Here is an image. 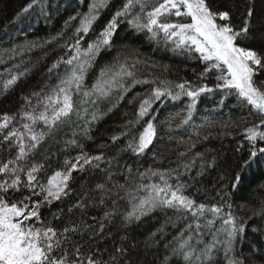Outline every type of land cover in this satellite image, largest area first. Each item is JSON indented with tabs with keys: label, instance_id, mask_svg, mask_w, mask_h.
I'll return each instance as SVG.
<instances>
[{
	"label": "snow or ice",
	"instance_id": "6c2138e0",
	"mask_svg": "<svg viewBox=\"0 0 264 264\" xmlns=\"http://www.w3.org/2000/svg\"><path fill=\"white\" fill-rule=\"evenodd\" d=\"M80 2L83 3V0ZM107 3L108 0H92L86 13L77 12L65 21L67 27L70 21L80 18L73 42L63 45L65 55L49 68L51 73L63 65L64 72L48 91L32 93L37 99L36 105H32L30 97H25L28 107L20 113L21 127L12 126L15 116H0V143L6 142L14 150L12 158L0 161V175L7 177L0 180V264H117L116 255L106 262L95 254L83 256L79 247H74L70 253L65 245L70 243V234L81 231L80 226L70 224L62 230L56 229L42 220L40 211L69 195L74 173L99 168V162L105 158L103 153L91 155L85 152L76 138L78 133L73 131V138L64 142V150L76 147L80 149L79 154L72 159L65 158L62 169L54 171L43 183L40 173L44 172L45 165L35 162L33 157L46 138H54L63 125L75 124L80 135L91 139L92 125L106 114L101 106L109 103L107 111L111 112L137 85L150 87L136 93L128 101L136 105L135 111L125 121L124 131L111 137L113 143L121 136L128 138L122 150L139 156L153 146L159 136L155 113L157 106L165 100L178 101L182 97L189 100L186 111L176 112L166 121L171 130L177 120L176 127L190 123L202 94L221 90L225 97L234 95L238 107L248 108L249 117L253 120L243 128V137L250 147L249 158L242 161L240 168L250 167L253 158L258 154L264 155V53L253 50L247 44L253 17L251 8L247 10L242 26L237 27L232 23L231 10L219 7L215 0H124L96 39L87 42L85 47L82 41L99 18V10ZM34 6L39 7L43 14L45 0H31L23 12L27 13ZM121 19L135 30L149 34L150 39L170 46L172 51L187 53L199 60L204 67L198 73V82H175L154 74H150L151 78L143 77L140 65H146V61L118 55L111 64L100 69L91 86L86 85V76L96 58L102 50L112 47L113 36ZM60 35L62 33H57V36ZM51 39L55 40L56 37ZM37 46L35 42L27 40L23 44H13L0 51V64L5 63V56L8 60L17 56L22 58L25 52ZM24 63L21 59L0 73V77L7 76L0 80L4 91L30 71L27 67L21 70ZM151 66L156 67L155 64ZM163 70L167 71V66H163ZM209 78L214 79V87L203 82ZM223 104L224 99H221L219 105ZM124 115L129 114L125 112ZM242 121L247 123L244 118ZM205 123L211 126L212 121L205 118ZM37 127L41 130L37 131ZM224 127L239 125L235 122L225 123ZM194 134L200 135L198 130ZM207 138L204 136V139ZM194 147L195 143H192L191 148ZM186 155V152L179 153L181 157ZM197 157L201 160L198 174H203L205 167L217 165L215 158L206 161L203 154L196 153L191 161L183 164L185 172L196 165ZM183 174L175 168H149L140 173L141 179L158 177L159 182L140 183L134 189L127 190L130 211H127L124 219L129 222L139 220L158 208L172 209L184 219L190 215L192 223L176 238L173 256L179 257L183 264H215V252H219L223 246L225 256H229L238 235L245 231L244 225L237 224L230 212L227 217L222 216V208L218 204L197 203L186 195L184 190L187 185L180 179ZM230 179L231 187L236 188L241 175L237 172ZM97 188L104 190L105 185L98 184ZM21 189H27L29 194L19 200L10 201L7 198L9 191L18 192ZM79 206L84 205L81 203ZM109 215L111 213H105L106 217ZM217 220L222 221L220 228H215ZM100 227L102 231L103 224ZM205 235H210L211 240L206 241ZM125 251L123 248L117 249L121 256ZM229 264L241 262L229 259Z\"/></svg>",
	"mask_w": 264,
	"mask_h": 264
},
{
	"label": "trees",
	"instance_id": "16d2710c",
	"mask_svg": "<svg viewBox=\"0 0 264 264\" xmlns=\"http://www.w3.org/2000/svg\"><path fill=\"white\" fill-rule=\"evenodd\" d=\"M30 2L31 0H0V51L12 47L13 44H23L25 40L38 45L30 52H25L22 58L17 56L8 60L5 56V63L0 64V73L19 63L21 59L25 61L21 70L24 67L30 69L7 91L3 90L0 83V116H15L12 126L16 128L21 127L20 113L28 107L25 97H30L32 105H36L37 99L32 93L48 91L63 74V65L51 73L49 68L65 55L66 49L63 45L73 42L80 18L70 21L67 27L65 21L77 12L86 13L92 0H83V3L80 0H45L43 14L37 6L27 13L23 12ZM215 2L219 7L231 10L232 23L237 27L242 26L247 10L252 9L253 17L247 44L253 50L264 53V0ZM123 3L124 0H108L107 6L99 10V18L82 41L85 47L87 42L96 39ZM57 33L62 35L57 36ZM52 37L56 39L52 40ZM118 55L122 58L127 56L130 59L146 61V65H140L143 77L151 78L150 74H154L175 82H198V73L204 67L193 56L172 51L170 46H165L162 41L158 43L150 39L149 34L135 30L126 20L121 19L113 36L112 47L102 50L96 58L86 76V85L91 86L100 69L111 64ZM153 64L156 67H152ZM163 66H167V71L163 70ZM6 78L5 75L0 77V80ZM203 82L208 83L210 87L215 84L212 78ZM149 87L135 86L111 112L107 111L110 104H103L101 107L106 114L92 125L91 139L80 135L76 125L71 124L61 126L54 138H46L40 145L33 159L45 165L44 172L40 173L42 183L46 182L47 177L54 171L62 169L65 158L72 159L79 154L80 149L76 147L64 150V142L73 138V131L78 133L76 138L83 145L85 152L91 155L103 153L105 157L99 162V168L74 173L75 179L69 195L41 208L42 220L59 230L70 224L80 226L81 231L70 234V243L65 245L70 253L74 247H79L83 256L95 254L106 262L116 255L117 264H183L179 257L173 256L172 249L176 246V238L181 231L192 223L190 215L188 219H184L172 209L158 208L141 216L139 220L129 222L124 219L127 211H130L127 190L134 189L140 183L159 182L158 177L141 179L139 174L149 168H175L184 173L180 179L187 185L184 190L186 195L197 203L218 204L222 208V216L227 217L230 212L237 224L244 225L245 231L238 235L229 256H225L223 246L219 252H215V264H229V259L238 260L241 264H264V155L258 154L253 158L250 167L240 168L242 161L249 158L250 146L243 137V128L253 122L249 117L248 108L238 107L234 95L225 97L223 91L216 90L202 94L188 125L176 127L177 120L169 130L166 121L172 114L186 111L189 100L187 97L178 101L165 100L157 106L155 113L159 136L145 154L137 156L131 151L122 150L128 138L121 136L113 143L111 137L124 131L125 121L131 118L135 111L136 105L129 104L128 101L136 93L144 92ZM221 99H224L223 105H219ZM125 112L129 115L125 116ZM205 118H210L211 126L205 123ZM242 118L247 123L243 122ZM73 120L75 121V117ZM233 122L239 127H224L225 123ZM201 125L204 127H200ZM40 130L41 128L37 127V131ZM197 130L199 136L194 134ZM204 136L208 138L204 139ZM192 143H195L194 148H191ZM180 152H186L187 155L181 157ZM196 153L203 154L206 161L215 158L217 165L205 167L203 174H198L201 171V160L197 157L196 165L185 172L183 164L191 161ZM13 155L14 150L10 149L6 142L0 143V161H6ZM237 172L241 175V181L238 187L232 188L230 178ZM6 178L0 175V180ZM98 184L105 185V189L97 188ZM28 194L27 189L9 191L7 198L10 201L19 200ZM81 203L83 207L79 206ZM105 213L111 215L106 217ZM101 224L104 226L102 231ZM221 225L222 221L217 220L215 228H220ZM204 239L211 240V236L205 235ZM120 248L126 250L122 256L117 253Z\"/></svg>",
	"mask_w": 264,
	"mask_h": 264
}]
</instances>
